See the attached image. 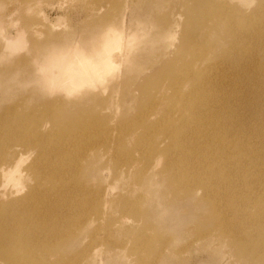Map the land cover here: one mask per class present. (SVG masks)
Listing matches in <instances>:
<instances>
[{
  "label": "rangeland",
  "instance_id": "rangeland-1",
  "mask_svg": "<svg viewBox=\"0 0 264 264\" xmlns=\"http://www.w3.org/2000/svg\"><path fill=\"white\" fill-rule=\"evenodd\" d=\"M212 1L227 17L223 20L228 21L229 33L211 27V20L206 22L209 62L204 63L196 59L204 55L205 45L200 50L192 47L196 42L191 45L198 38L193 34L201 24L198 20H203L200 12H189L196 0H0L1 28L20 30L19 41L26 42L5 49L0 38V157L7 153L5 157L12 159L17 147L23 151L25 169L44 147L37 139L42 132L67 140L61 147L66 172L59 183L65 190L63 214L47 224L36 219L11 243L24 248V255H15L23 264H264V248L258 249L256 258L238 243L246 241L245 229L259 235L249 195L261 191L264 197L256 178L264 172V0ZM174 14L180 16L181 25L172 39L163 29ZM189 15L195 17L193 21ZM55 18L58 24L50 37ZM100 28H112V33L123 29L126 34L119 42L116 64L107 81L99 82L104 74L98 75L96 91L85 96L79 109L64 110L68 114L56 110L57 126L41 116L42 94L35 81L39 72L28 78V69H34L40 51L53 42L90 49L100 42ZM220 39L218 48L209 52V46L213 48ZM198 70L207 79L205 98L210 92L212 110L220 116L224 133L256 156V177L234 175L239 183L236 195L219 178L209 181L211 191L196 182L191 186L183 181L179 187L172 177L179 172L178 166L187 168L190 178L208 169L197 172L195 162L176 165L181 151L177 145L172 152H161L171 141L162 130L166 115L176 120L189 116L177 109L180 92L176 103L172 99L176 93L171 76ZM190 85L191 80L184 81L183 94ZM20 119L26 125L20 127ZM10 124L17 129L8 131L4 126ZM187 129L189 135L206 131L198 125ZM204 140H196L198 150L187 149L195 160L200 158ZM28 149L32 150L28 153ZM158 155L161 160L155 163ZM167 167L176 172L170 173ZM242 177L255 191L247 190ZM28 181L22 177L2 190L25 195ZM3 231L0 228V235ZM34 234V241L29 240ZM42 236L44 240L37 242ZM3 247L0 264H8Z\"/></svg>",
  "mask_w": 264,
  "mask_h": 264
},
{
  "label": "bare ground",
  "instance_id": "bare-ground-1",
  "mask_svg": "<svg viewBox=\"0 0 264 264\" xmlns=\"http://www.w3.org/2000/svg\"><path fill=\"white\" fill-rule=\"evenodd\" d=\"M196 1V8H190L189 12L191 15L200 12L203 20H198L201 24L198 27L199 29L196 28L193 33L194 36H198V38L196 41H192L191 45L195 42L197 43V45L192 46L195 50H200V47L204 48L205 45L204 55L196 60L208 63L209 60L206 56L208 44H206L205 38L207 37L209 27L205 25L206 22L211 20V27L218 30V32H223V34L229 33V25L228 21H224L227 18L226 16H222L224 13H220L218 8H214L215 1ZM191 15H189V17L192 18L193 21L195 17H192ZM170 21L166 24V27L163 30L170 38L175 39L178 33V26L181 25L180 16L174 14L173 21L171 23ZM57 24L58 18H55V21L51 24L52 29H50L48 36H54L52 34L53 28ZM111 30L113 31L112 28L110 30L100 28L97 32L100 34L97 36H100V42L97 40L90 49H85L83 45L78 49L71 46L66 47V45L63 47L59 45L58 42H53L49 49H43L40 51L42 54L37 56V58H39L35 62L34 69L30 67L27 73L29 74L28 78H30L31 74L39 72V76L35 77V81L40 86V93L42 94L41 109L43 112H41V116H48L55 125L59 126L60 120L58 119L57 111H63L62 113H65L66 111L64 110L73 106L74 109H79L80 105L84 104L83 99L85 96L96 91V79L99 78V74H104L103 78L99 79V82L108 80L109 71H111L110 69L115 66L117 61L116 51L120 48L118 47L119 42L124 40L126 36L123 29L122 31H119V33H112ZM19 31L20 30H16L15 33L12 27L1 28L0 25V38L3 40L2 42H4L3 47L5 49L17 48L18 44L20 46L21 44L26 43L22 39L19 41ZM200 42L203 44H199ZM219 43H222V39H220V42L218 41L216 45H213V48L212 46H209V52H213L214 48L217 49ZM180 51L181 48L179 49V52ZM189 51V49H186V52ZM169 54L171 55V52H169ZM126 55L127 58L130 57L127 53L125 54V58ZM175 58L179 60L181 57L179 56ZM210 65L211 63L208 64V67ZM221 68L222 67H219V70L223 72L224 68ZM186 80L192 81V88L190 85V91L187 94H183L182 86ZM202 80H205L203 81L204 83ZM206 80L207 79L203 76V73H201L200 70L194 71L193 74L187 73L179 76H171V87L176 93L172 99L174 101L175 98H178L180 92L181 99L178 102H174H177L176 105L179 112H182L184 116L187 114L189 116L184 120H176L172 118V115L164 114L168 121L164 122L162 130L168 133V138L171 139V141L168 147L161 149V152H172V146L177 145L181 151L178 152L179 156L175 160L177 161L176 165L178 162L179 165L180 162H195L194 168L197 172L208 169L206 173H203L202 175L199 173L200 175H194L190 178L188 177L189 172L187 171V168H184V166H178L177 169L179 172L172 177L173 181L179 184V187H183V181H187L189 184L191 182L192 184L196 182L211 191L212 189L210 188L209 181H212L213 178H219L223 184H226L227 188L233 190V195H236L234 192L239 186V183L234 175L239 174L244 177L251 175L256 177V171L259 169L256 160H254L256 156L249 152L248 149L244 150L243 147H241V149L237 146V142L234 143L229 139L226 133H224L219 122L220 116L216 111L212 110L210 102L211 93L208 92L207 99L205 98L206 89L204 88V85ZM52 94L56 97L52 98ZM189 112L194 113L193 116H191ZM198 113L205 115L196 116ZM74 115L77 114L75 113ZM182 123L185 124L186 131L184 130ZM17 124L20 127L26 125L24 119H20ZM209 124L212 126L211 132H208ZM192 125L201 126V130H205L206 128V131L201 135H193V133L189 135L187 128H190ZM4 127H7L8 131L17 129L16 127H13L12 124ZM55 130H58V128H55ZM75 132L76 130L72 129L71 133L74 134ZM42 133L43 134L37 139L40 140L38 142L44 144V147L39 149L35 159L25 169L22 168V163L25 159L23 151L17 147L15 148L17 153L12 159H8V156L5 157L7 153L4 157V154L0 157V177L3 179V182H0V228L4 229L3 235H0L2 236L0 238V245H4L3 249L1 248V251L7 253L8 264H23L19 257L15 255H24L26 253L24 252V248L17 245V242L15 247H12L13 245L11 243H14L16 239L20 237L22 232L30 229V223H34L36 219H40L46 224L55 222V220L59 219L63 214L60 210V205L63 202L62 196L65 193V190L64 187L59 186V183L62 181L66 172L65 156L61 147L64 146V143H66L67 140L66 138H61L58 141L53 139L51 135L48 136V132ZM199 136L204 137L206 143L204 148L202 147L203 150H201L200 158L195 160L193 155H191L187 149L198 150V147L196 146L198 141L196 140L200 138ZM186 142L188 143V147L185 145ZM230 144H235V147L233 146L232 150L228 147ZM236 146L238 148H236ZM32 149H28V153ZM214 149H217L218 151L215 152ZM196 154L199 155V153L195 151L194 155ZM158 156L159 157L156 158L155 163H158L161 160V156ZM227 162L234 165L229 167L226 165ZM24 170H26L25 173ZM168 171L172 174L176 172H172L171 167ZM262 173V176H257L256 178H258L260 184L259 187L263 189L262 192L264 193V172ZM177 176H179L180 179ZM22 177L29 180L27 184L29 190L25 195L18 196V193H20L19 190H14L10 193L2 190L3 187L6 188L10 183H17ZM244 177H242L241 180H244ZM244 182L247 190L250 191L251 189V192H253L252 189H254L255 191L253 184L248 181V179L247 181L244 180ZM192 184L190 185L192 186ZM260 193L261 191H257L256 193L254 192L253 195H249L251 200L249 208L251 211H254L256 215V222L253 225L256 226L259 235H252L251 229H245V236L243 239L246 241L238 242L242 246H246L243 250L244 252H254L255 257L256 254H258V249L264 248V197H261ZM233 195L229 198H232V201L234 198ZM56 197L59 200L57 204ZM245 197L247 198L248 195H245ZM243 199L245 200V198ZM55 204L57 205L56 208ZM41 227L42 229L44 227L42 226V223ZM33 228L35 227L32 225V229ZM28 232H31V230ZM33 233H37V231H34ZM37 235L41 236L44 234L40 233ZM35 238L36 235L34 234V236L29 237L28 239L34 241ZM43 240L44 236L38 239L37 242H42ZM28 243H30V241L26 244ZM25 250L31 251L29 249Z\"/></svg>",
  "mask_w": 264,
  "mask_h": 264
}]
</instances>
